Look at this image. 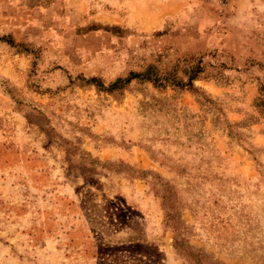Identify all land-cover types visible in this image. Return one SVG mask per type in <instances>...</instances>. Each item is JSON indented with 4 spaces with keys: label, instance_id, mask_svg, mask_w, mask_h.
<instances>
[{
    "label": "rangeland",
    "instance_id": "rangeland-1",
    "mask_svg": "<svg viewBox=\"0 0 264 264\" xmlns=\"http://www.w3.org/2000/svg\"><path fill=\"white\" fill-rule=\"evenodd\" d=\"M110 1L127 29L0 47V264H264V0Z\"/></svg>",
    "mask_w": 264,
    "mask_h": 264
},
{
    "label": "crops",
    "instance_id": "crops-1",
    "mask_svg": "<svg viewBox=\"0 0 264 264\" xmlns=\"http://www.w3.org/2000/svg\"><path fill=\"white\" fill-rule=\"evenodd\" d=\"M116 3L110 0H0V28H4L0 32V47L8 48L13 56L21 58L25 57V51L18 50L20 45L45 47L42 43L47 41L69 43L70 37L75 42L99 40L98 37L113 34V31L104 29L105 26L128 28L127 24H123L124 21L119 23L105 19H124L118 12L120 8L113 5ZM123 4H127V1ZM82 10L88 12L87 20L80 14ZM160 23L154 29H158ZM80 28L82 30L76 33ZM166 37L163 35L161 39ZM41 58L49 66L46 50L42 52Z\"/></svg>",
    "mask_w": 264,
    "mask_h": 264
},
{
    "label": "trees",
    "instance_id": "trees-1",
    "mask_svg": "<svg viewBox=\"0 0 264 264\" xmlns=\"http://www.w3.org/2000/svg\"><path fill=\"white\" fill-rule=\"evenodd\" d=\"M104 29H107L108 31H113L114 32V30L117 29V28L116 27L105 26ZM24 46L25 45H20V47H24ZM20 51H22V50H20ZM25 52L28 53L29 51H25ZM196 77H197V74L192 73L190 75L189 80H188L187 83L182 82V80L174 79V85H178V86L190 85V87H193V81H194V79H196ZM134 78H141V79L151 80L157 86H161L162 85V81H164L163 78L158 76V72L156 71V68L153 67V66H150V67H148V69L145 72H131L130 75L127 78H125V79L117 78L114 82H112L109 85L108 88H105V89L109 90V91H114L117 88L124 87L125 84L131 82ZM88 79H89L88 81L94 82V81L98 80V76H93V77H90ZM164 79H166V78H164ZM258 105L264 107V99H261L260 103H258Z\"/></svg>",
    "mask_w": 264,
    "mask_h": 264
},
{
    "label": "built area",
    "instance_id": "built-area-1",
    "mask_svg": "<svg viewBox=\"0 0 264 264\" xmlns=\"http://www.w3.org/2000/svg\"><path fill=\"white\" fill-rule=\"evenodd\" d=\"M219 3H220V4H223V3H224V0H219Z\"/></svg>",
    "mask_w": 264,
    "mask_h": 264
}]
</instances>
